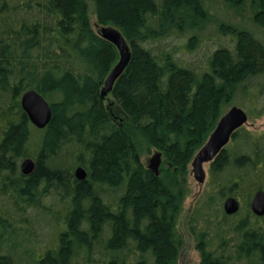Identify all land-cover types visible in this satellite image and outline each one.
Masks as SVG:
<instances>
[{
  "label": "trees",
  "instance_id": "1",
  "mask_svg": "<svg viewBox=\"0 0 264 264\" xmlns=\"http://www.w3.org/2000/svg\"><path fill=\"white\" fill-rule=\"evenodd\" d=\"M94 3L98 24L118 27L131 54L109 105L100 91L118 53L91 26L85 0H0V264H16L6 253L16 239L33 247L34 264H176L186 168L222 105L236 88L252 86L261 97L254 115L264 113V47L248 32L220 28L226 41L218 38L196 62L168 43L203 25L204 3H248L264 28V0ZM198 47L194 37L185 45L191 54ZM30 90L51 107L41 130L20 105ZM132 132L160 154L166 168L157 176L140 160ZM25 159L35 165L29 175L21 172ZM79 167L85 180L75 178ZM208 176L209 203L234 237L212 251L193 230L198 264H264V216L250 210L264 192V134L236 130ZM228 198L244 216L224 214Z\"/></svg>",
  "mask_w": 264,
  "mask_h": 264
},
{
  "label": "rangeland",
  "instance_id": "2",
  "mask_svg": "<svg viewBox=\"0 0 264 264\" xmlns=\"http://www.w3.org/2000/svg\"><path fill=\"white\" fill-rule=\"evenodd\" d=\"M85 1L88 7L89 21L94 30L99 33L100 28H112L120 33L118 27L102 26L98 24L95 15L94 0ZM203 5L208 14L207 20L203 22V25H200L198 29L186 30L180 38H171L168 40L170 46L174 48L176 47L177 57L181 60H194V62H196V60H199L216 48L217 45L215 42L218 38L226 41V38L224 40V37L221 38L218 34L220 28L224 27H234L244 30L258 40L264 47V28L253 22L248 3L240 8H230L224 5L211 6L208 5V3H204ZM191 37H194L196 41H198L199 47L195 51V54H191L185 49L186 42H188ZM198 74H203V71L198 72ZM260 98L261 97L258 95V89L255 87L251 86L246 89L238 87L232 94L230 101L222 105L221 115H224L233 107L242 110L247 116V122L244 125L245 130L254 136H260L261 134H264V113L258 117L254 115V112H257L255 106H257V103L261 100ZM104 100L105 105L112 103L111 98L107 95ZM132 137L140 154V160L145 166H147L149 160L157 153V151L149 148L140 136L136 135V133L132 132ZM163 163L164 162L161 159L158 168L159 173L163 168H166L165 165L163 166ZM209 166L210 164L203 166L205 181L202 184L194 180L190 163L186 168L184 197L176 221V232L181 239V249L176 264H198L199 254L195 248L196 240L194 234H192L193 230L195 233L201 232L205 234V242L207 243L208 250L212 251L216 249L221 240L229 241L234 237L226 230V227L222 226L220 223L222 218L219 207L209 203L208 198L210 190L207 184ZM244 214L245 211L240 208L238 213L233 216V219L242 217ZM230 220L232 219H228V222ZM15 241V243L7 245V251L5 250L6 253L13 258V261L16 264H34L36 256L30 243L24 242L20 239H16ZM235 242H237L236 236L231 244Z\"/></svg>",
  "mask_w": 264,
  "mask_h": 264
},
{
  "label": "water",
  "instance_id": "3",
  "mask_svg": "<svg viewBox=\"0 0 264 264\" xmlns=\"http://www.w3.org/2000/svg\"><path fill=\"white\" fill-rule=\"evenodd\" d=\"M99 34L103 40L112 44L118 52V62L111 69L104 80L100 91V97L104 98L111 90L115 81L121 76L130 62L131 54L129 47L122 35L112 28H100ZM20 105L27 116L29 122L36 129L45 128L51 121L52 111L48 103L34 90L25 92L20 98ZM247 122L246 114L238 109L231 108L217 121L214 130L209 135L205 144L197 151L191 161V171L196 182L202 184L205 181L203 166L211 164L215 157L229 143L231 135L243 127ZM161 163V156L156 153L149 160L147 169L155 176L158 175V168ZM34 162L31 159H25L21 163V172L23 175H29L34 170ZM75 178L78 181L85 180L86 172L81 167L75 171ZM239 210V203L234 198H228L224 201L223 212L226 216H233ZM251 213L256 217L264 216V192H257L250 203Z\"/></svg>",
  "mask_w": 264,
  "mask_h": 264
}]
</instances>
